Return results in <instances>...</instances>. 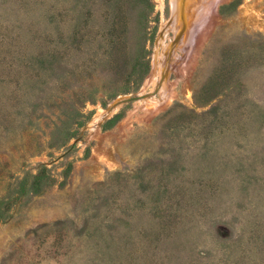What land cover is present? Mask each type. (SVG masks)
I'll return each instance as SVG.
<instances>
[{
    "label": "rangeland",
    "instance_id": "obj_1",
    "mask_svg": "<svg viewBox=\"0 0 264 264\" xmlns=\"http://www.w3.org/2000/svg\"><path fill=\"white\" fill-rule=\"evenodd\" d=\"M0 264H264V0H0Z\"/></svg>",
    "mask_w": 264,
    "mask_h": 264
},
{
    "label": "trees",
    "instance_id": "obj_2",
    "mask_svg": "<svg viewBox=\"0 0 264 264\" xmlns=\"http://www.w3.org/2000/svg\"><path fill=\"white\" fill-rule=\"evenodd\" d=\"M115 51H116L117 56L114 58V62H116V60H117L116 67H117L118 71H120L121 67L123 66V64L125 62L124 60L126 58V54H125V56H123L117 50H115ZM146 51H147V47L145 45H143L139 57L137 59H135V67H134L133 71H135V70L138 71L137 72L138 74L135 76V80L137 82H139L144 77V75L147 73V71L149 69V61H148V58L146 55L147 54ZM118 56H122L121 62H119L120 59ZM137 85H138V83H137Z\"/></svg>",
    "mask_w": 264,
    "mask_h": 264
}]
</instances>
